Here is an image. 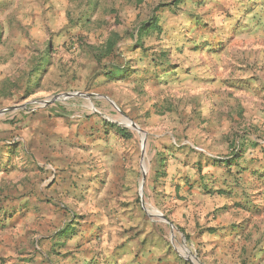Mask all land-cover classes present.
<instances>
[{"label": "rangeland", "instance_id": "obj_1", "mask_svg": "<svg viewBox=\"0 0 264 264\" xmlns=\"http://www.w3.org/2000/svg\"><path fill=\"white\" fill-rule=\"evenodd\" d=\"M0 30V110L26 105L0 114V264H264V0H0ZM113 32L138 72L85 52Z\"/></svg>", "mask_w": 264, "mask_h": 264}, {"label": "trees", "instance_id": "obj_2", "mask_svg": "<svg viewBox=\"0 0 264 264\" xmlns=\"http://www.w3.org/2000/svg\"><path fill=\"white\" fill-rule=\"evenodd\" d=\"M152 22H150L149 25L143 24L142 26H140V28L137 32V41L140 39L141 43H143L142 41H143L145 35H148L152 29L151 28L153 26ZM141 37H142V39H141ZM0 40H2L1 30H0ZM119 41H120L119 34L116 32H113L112 35H110L103 44H100V45L86 44L84 46L85 52H89L90 56H93V58L97 64H99L101 66H106L108 68L107 72H104V73H106V75H111L113 78H116L118 76H122L123 74H127V73L129 74L130 72H138V69H131V68L128 69V68H126V66L124 64H114L112 62V60H114V57H116V54L118 51ZM141 43L136 47V49L145 48V44L142 45ZM112 63L114 65H112ZM161 64H164V63H161ZM157 66H159V65H157ZM168 70H170V69H168ZM156 106L161 107V105H158V104ZM159 109H156V111L159 110L160 113H162L164 111L161 108H159ZM104 127H105V129H108V130H111V129L114 130V132L117 135H120L121 137H123L125 139H131L132 138L131 131L128 128L122 127L118 124H115V123H112V122L105 120L104 121ZM184 148H188V149L194 151V149L188 144L174 145L173 146L174 151L184 150ZM235 148H238V150H239L240 145L238 146V145L234 144V149ZM238 150L234 155V156H237L236 158H240L242 156L241 154L238 153ZM158 158H160L161 161L165 159L163 157V154L159 155ZM217 161H219V163L229 162V160H227V159H219ZM161 165H164L163 161L161 162ZM0 221H1V219H0ZM64 228H66V227H63L56 234L61 235V237H62V230H64ZM179 229L185 233V235L188 239L190 238L189 234L186 233L182 227H179Z\"/></svg>", "mask_w": 264, "mask_h": 264}, {"label": "water", "instance_id": "obj_3", "mask_svg": "<svg viewBox=\"0 0 264 264\" xmlns=\"http://www.w3.org/2000/svg\"><path fill=\"white\" fill-rule=\"evenodd\" d=\"M81 95L91 99L92 96L90 94H87V93H81ZM65 96L64 95H57L55 96L53 99L51 100H45V101H42L43 104H49L51 102H54V101H57V100H62L64 99ZM20 107H26V105H20V106H14V107H9V108H6V109H2L0 110V114L2 113H5L7 111H10V110H16V109H19ZM130 126L133 127L134 129H137L138 131H140L143 135V143H142V150H143V153L145 152V145H146V132L143 131L138 124L134 123V122H130ZM145 178H146V174L144 172V175H143V181H142V184H141V193H143V188H144V182H145Z\"/></svg>", "mask_w": 264, "mask_h": 264}, {"label": "crops", "instance_id": "obj_4", "mask_svg": "<svg viewBox=\"0 0 264 264\" xmlns=\"http://www.w3.org/2000/svg\"><path fill=\"white\" fill-rule=\"evenodd\" d=\"M104 199H106V196L100 197L99 200H98V203L97 202L95 203V204H99V205L102 206L101 209H99L97 207L96 210H98V209L101 210V213L103 214L104 219H109V217H111V215H109V214L114 213L113 207H111L113 205L111 204V202L109 203L108 199H106V201ZM102 201H104L106 203H103ZM119 215L123 216L124 213L123 212L122 213H116L115 217H117ZM100 217H101V215H100Z\"/></svg>", "mask_w": 264, "mask_h": 264}]
</instances>
